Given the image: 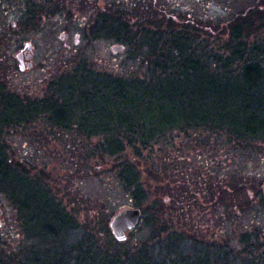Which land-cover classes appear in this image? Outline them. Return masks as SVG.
Segmentation results:
<instances>
[{
	"label": "trees",
	"instance_id": "obj_1",
	"mask_svg": "<svg viewBox=\"0 0 264 264\" xmlns=\"http://www.w3.org/2000/svg\"><path fill=\"white\" fill-rule=\"evenodd\" d=\"M122 3L116 14L104 15L102 24L96 17V0H88L86 37L123 44L136 65L146 67L145 78L101 75L78 62L74 70L49 84L44 97L26 102L9 94L8 84L3 82L7 77L0 74L4 77L0 80V192L24 217L28 232L30 225H40L42 218H47L43 213L52 215L38 235L30 233L34 240L38 238V244L28 257L34 256L39 263L43 253L48 256L43 264H81L83 260L84 264H120L122 259L127 264L129 258L138 260L130 264H190L203 256L208 257L205 264H264V228L259 222L241 232L233 246L203 241L191 229L172 230L158 243L157 256L148 250L124 256L105 253L90 236L73 244L78 233L74 220L40 181L31 178L27 168L13 160L7 133L41 119L61 130L75 129L88 139L100 138L98 154L119 159L118 180L141 206L149 193L143 173L133 161L176 132L207 129L236 141H264V41H248L259 31L252 32L255 25L263 22L259 4L227 19L178 14L180 25L170 24L162 30L165 19L170 20L169 13L163 12L165 5L157 0ZM149 10L160 11V17ZM140 14L146 25L137 34L131 20ZM228 26L227 38L222 41L225 51H209L210 44L207 38L200 40L199 30L210 29L213 37L221 40ZM170 192L176 206L180 198L176 190ZM261 202L264 204L263 195ZM153 209L165 216L163 203H155ZM190 212L181 219H190ZM42 241L45 250L39 249ZM4 260L0 253V264L6 263Z\"/></svg>",
	"mask_w": 264,
	"mask_h": 264
},
{
	"label": "rangeland",
	"instance_id": "obj_2",
	"mask_svg": "<svg viewBox=\"0 0 264 264\" xmlns=\"http://www.w3.org/2000/svg\"><path fill=\"white\" fill-rule=\"evenodd\" d=\"M117 1L125 4L122 2L127 0ZM157 1L166 6L163 12H168L170 18L165 19L162 30L170 24L180 25L178 14L183 16L186 13L198 19H227L258 4L264 13V0ZM8 2L16 4L15 0H6L5 3ZM147 2L151 4L152 0ZM149 11L160 17V11ZM14 15L12 9L6 12L0 7V68L5 70L0 74L8 79L11 72L6 68L7 63L11 60L17 62L16 56L23 42H33L36 68L29 73L18 74L17 81L8 80L6 85L9 94L22 101L44 97L49 84L74 70L78 62L101 75H122L126 78L137 75L145 78L146 67L136 65L130 58V50L124 48L116 51L121 44L119 42L90 40L78 28L72 29L70 39L64 42L65 23L55 21L49 23L53 28L41 29L40 26L38 30H23L16 25ZM143 16L140 14L131 20L137 34L141 32L140 27L146 25V22L142 23L145 21ZM229 26L221 40L213 37L212 30L201 28L200 40L204 42L207 38L209 51L224 52L226 48L222 41L227 38ZM253 29L252 32L259 31L252 33L248 41H264V17L263 22L257 23ZM77 34L81 36L79 45L75 40ZM66 43L71 45V53L64 51ZM3 76L0 80H4ZM80 134L75 129L61 130L41 119L6 135L11 156L14 154L16 157L13 160L27 168L31 178L40 181L44 190L50 192L55 202L66 209L76 223L78 233L74 236L73 244L78 239L90 236L95 239L98 250L124 256L126 253L139 254L144 250L155 252L158 243L172 230L182 232L191 229L203 241L224 245L228 242L233 246L240 233L252 228L254 223L259 222L264 228V204L261 202L264 141H236L226 134H216L207 129L176 132L174 137L168 138L154 151H145L141 157L134 159L133 164L143 173L142 181L149 193L142 200V205L138 206V201L125 191L118 180L116 165L119 159L97 153L96 145L100 138L88 139ZM171 175L172 178L168 179ZM171 189L176 190L175 194L180 198L176 206L172 203ZM183 193H188V198L182 197ZM160 202L165 207V216L153 209L154 204ZM189 206L193 209H186ZM0 208L4 211V225L0 229V253L5 257L4 264H43L48 257L43 253L39 263L34 261V256L28 257L38 239L34 240L31 234L38 235L52 215L43 213L47 218H42L40 225H30L28 232L24 217L1 192ZM129 208H140L143 218L127 240L118 242L111 232L110 222L118 212ZM190 210V219H181V215H187ZM176 221L182 224H172ZM38 246L41 250L47 247L44 241ZM12 255H15L14 259H10ZM154 255L157 256L156 252ZM207 259V256H203L201 261L192 260L190 264H205ZM136 261L129 258L126 263ZM123 263L122 259L120 264ZM185 263L180 261L179 264ZM81 264H84V260Z\"/></svg>",
	"mask_w": 264,
	"mask_h": 264
},
{
	"label": "flooded vegetation",
	"instance_id": "obj_3",
	"mask_svg": "<svg viewBox=\"0 0 264 264\" xmlns=\"http://www.w3.org/2000/svg\"><path fill=\"white\" fill-rule=\"evenodd\" d=\"M6 0H0V7L6 10L12 9L15 11L14 20L16 25L23 30L31 28L33 30L50 28L49 23L55 21L65 23L66 31L62 36L64 42H68L71 35V30L78 28L84 35L87 31L88 21V0H15L16 4L5 3ZM97 14L101 23L103 24V17L112 16L116 14L120 2L117 0H96ZM124 2V1H123ZM127 3V1H125ZM6 6V8H5ZM58 7V10L56 9ZM64 10L61 13V10ZM101 15H103L101 17ZM53 28V27H51ZM80 34L75 36L76 45L80 44ZM113 41V40H112ZM24 44L19 48L18 53L22 52V62L17 58V62L10 61L6 68L10 69V75L4 82L17 81L18 74L29 73L36 68L34 52L35 45L33 42H23ZM31 45V46H29ZM66 53H71V45L66 43L63 46ZM9 80V81H8Z\"/></svg>",
	"mask_w": 264,
	"mask_h": 264
},
{
	"label": "water",
	"instance_id": "obj_4",
	"mask_svg": "<svg viewBox=\"0 0 264 264\" xmlns=\"http://www.w3.org/2000/svg\"><path fill=\"white\" fill-rule=\"evenodd\" d=\"M31 46V45H29ZM123 49V46L120 45L116 48V51ZM22 52L17 55V58L22 62ZM4 211L0 208V228H2ZM142 210L139 208H129L123 211L118 212L113 216L110 222V229L114 238L117 241H125L128 238V233L134 230L140 223L142 219Z\"/></svg>",
	"mask_w": 264,
	"mask_h": 264
}]
</instances>
